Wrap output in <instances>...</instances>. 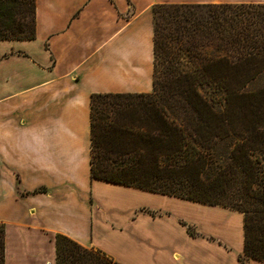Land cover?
Listing matches in <instances>:
<instances>
[{"label": "crops", "instance_id": "obj_1", "mask_svg": "<svg viewBox=\"0 0 264 264\" xmlns=\"http://www.w3.org/2000/svg\"><path fill=\"white\" fill-rule=\"evenodd\" d=\"M163 3L264 0H36V38L0 40L6 264H56V234L121 264H240L244 235L237 254L213 236L181 242L178 218L142 210L145 190L91 178V95L153 90V7ZM199 204L202 223L230 238L231 220L207 219L221 206Z\"/></svg>", "mask_w": 264, "mask_h": 264}, {"label": "trees", "instance_id": "obj_2", "mask_svg": "<svg viewBox=\"0 0 264 264\" xmlns=\"http://www.w3.org/2000/svg\"><path fill=\"white\" fill-rule=\"evenodd\" d=\"M149 93L91 95V178L243 213L264 262V3L153 7ZM36 38V0H0V40ZM188 233L195 236L192 226ZM56 264H121L56 234ZM0 223V264H6Z\"/></svg>", "mask_w": 264, "mask_h": 264}, {"label": "rangeland", "instance_id": "obj_3", "mask_svg": "<svg viewBox=\"0 0 264 264\" xmlns=\"http://www.w3.org/2000/svg\"><path fill=\"white\" fill-rule=\"evenodd\" d=\"M133 12V8L130 7L128 11V15L130 16ZM264 86V75L263 72L256 75V77L250 83V89H260ZM143 194L147 196V200L150 201V204L144 206L145 208L142 210H147L152 212L153 216L163 215L168 216L169 219L178 218L177 228V237L179 241L183 242L182 236H186L188 233L187 226L182 224V221L192 226V229L195 233L194 237H198L199 239L207 238L210 236L218 238L220 241L226 242L234 254H237V250L241 248L243 243V214L238 211L227 207H212L210 208V212L207 215V219L213 215H222L226 220H231L230 226L226 225L227 231L230 233V238L225 237L220 234V231L216 226L218 224H212L210 227H206L202 222L201 218L203 217L202 213L200 214L198 207H201L199 202L196 201H187V199H178L175 197H171L169 195H163L159 193H150L141 191ZM93 203V202H91ZM200 205V206H199ZM204 206V205H203ZM177 221V220H176ZM175 221V222H176ZM181 221V223H180ZM171 223V221H169ZM168 230H170V226L168 225ZM154 230V229H151ZM174 231V230H171ZM6 254V252H5ZM250 261V260H249ZM246 264H248V262ZM6 263V262H5Z\"/></svg>", "mask_w": 264, "mask_h": 264}]
</instances>
